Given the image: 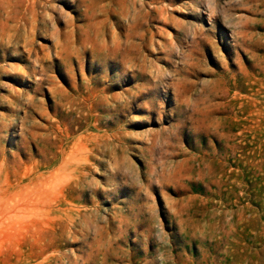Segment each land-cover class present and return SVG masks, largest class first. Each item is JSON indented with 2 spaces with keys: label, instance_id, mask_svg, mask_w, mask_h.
Wrapping results in <instances>:
<instances>
[{
  "label": "rangeland",
  "instance_id": "obj_1",
  "mask_svg": "<svg viewBox=\"0 0 264 264\" xmlns=\"http://www.w3.org/2000/svg\"><path fill=\"white\" fill-rule=\"evenodd\" d=\"M0 264H264V0H0Z\"/></svg>",
  "mask_w": 264,
  "mask_h": 264
},
{
  "label": "bare ground",
  "instance_id": "obj_2",
  "mask_svg": "<svg viewBox=\"0 0 264 264\" xmlns=\"http://www.w3.org/2000/svg\"><path fill=\"white\" fill-rule=\"evenodd\" d=\"M84 146V145H83ZM83 146H81V148L83 147ZM73 148H78L79 147V145L77 144H74L73 146H72ZM80 150V149H79ZM81 151L83 152V150L81 149ZM71 154V153H70ZM84 155V154H83ZM83 155L82 156H79V157H77V156H75V155H73V153H72V155H69V156H67V158H66V161H65V164H66V166H74V165H76V164H78V162H81V161H84L83 159H85V158H83ZM85 157V156H84ZM82 163V162H81ZM78 166V165H77ZM64 172V171H63ZM65 173V172H64ZM60 178V177H59Z\"/></svg>",
  "mask_w": 264,
  "mask_h": 264
}]
</instances>
